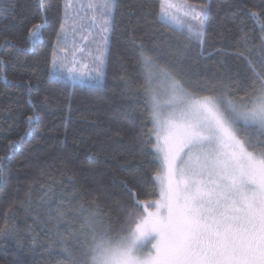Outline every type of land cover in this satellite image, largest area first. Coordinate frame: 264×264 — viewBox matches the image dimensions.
I'll list each match as a JSON object with an SVG mask.
<instances>
[{
	"label": "trees",
	"instance_id": "trees-1",
	"mask_svg": "<svg viewBox=\"0 0 264 264\" xmlns=\"http://www.w3.org/2000/svg\"><path fill=\"white\" fill-rule=\"evenodd\" d=\"M188 1L210 5L204 43L187 47L184 59L157 60L170 70L182 68L193 83L207 78L241 89L239 96L251 92V74L228 53L244 50L242 31L259 44L255 18L240 8L260 11L261 0ZM160 3L116 0L102 84L81 85L52 76L54 33L64 0H0L3 7L14 9L7 19L0 18V229L7 223L22 232L19 240L0 238V264H56L65 259L48 248L53 225L42 199L75 194L85 207L98 205L115 235L134 201L158 197L154 173L159 163L147 150V135H142L151 123L139 53L143 44L156 57L155 42L168 30L166 23L157 22ZM36 23L42 25L41 39L30 41L26 33ZM85 53L77 58L91 63ZM34 67L39 69L36 74ZM48 188L55 191L48 193ZM74 222L78 229L79 222ZM55 230L67 236L65 227Z\"/></svg>",
	"mask_w": 264,
	"mask_h": 264
},
{
	"label": "snow or ice",
	"instance_id": "snow-or-ice-1",
	"mask_svg": "<svg viewBox=\"0 0 264 264\" xmlns=\"http://www.w3.org/2000/svg\"><path fill=\"white\" fill-rule=\"evenodd\" d=\"M260 8H240L242 14L255 18L259 44L242 31L244 50L228 53L251 74L247 78L252 91L244 96L237 94L241 89L222 81L206 78L193 83L182 68L161 66L151 50L140 45L143 94L152 125L142 135H147V150L160 165L154 173L159 198L147 207V202L134 201L115 235L98 205L85 207L75 194L42 199L53 225L48 248L65 258L56 264H264V0ZM115 9L116 0H64L51 54L55 78L102 82ZM189 10L192 22L187 29L203 44L210 5ZM12 11L11 5H0V18L7 19ZM180 11L163 0L157 22L171 24ZM85 27L95 33V48L88 53L91 67L75 60L77 53L81 57L85 53L87 45L77 44L78 36L81 42L89 39L80 35ZM41 32L42 25L33 24L27 39L38 41ZM38 70L34 67L33 74ZM26 198L31 205V194ZM60 227L66 228L67 236L55 230ZM21 235L14 225L5 223L0 229V238L19 240Z\"/></svg>",
	"mask_w": 264,
	"mask_h": 264
},
{
	"label": "rangeland",
	"instance_id": "rangeland-1",
	"mask_svg": "<svg viewBox=\"0 0 264 264\" xmlns=\"http://www.w3.org/2000/svg\"><path fill=\"white\" fill-rule=\"evenodd\" d=\"M81 2H84V0H77V3H81ZM168 2L177 5L181 9V11L177 14V19L175 22L171 24L166 23V25H168L167 27L168 30L165 33L159 34V38L155 42V46H154V50L156 52L155 56L158 59H165V58L167 59L168 57H179L181 59H184L186 57L185 49L189 47L191 44H193L194 42H197L195 36L192 35L187 29V24L192 22L191 21L192 12L189 9L191 8V9L198 10L200 6L206 5V4L192 3L188 0H168ZM185 11L188 12L187 17L184 15ZM84 24L87 25V19L84 20ZM80 35H85V36H88L89 38L88 40L83 41V42L80 41L79 36L77 38L78 45L80 46L87 45L85 47L86 49L85 54H88L90 51L94 50L95 48V43L92 42L93 36L95 35V33H89V31L87 30V27H85L84 29H82ZM157 37H158V34L156 38ZM178 49H179V52L177 51ZM58 55H60L61 58H63L62 54H58ZM77 56H78V53L75 56V60L80 61L81 59H78ZM67 59L69 62V66L71 67L72 61H73V56L71 52L68 54ZM157 63L163 66L159 62V60H157ZM84 64H88L91 67V63L89 62H84ZM77 67L79 68L80 64H77ZM84 71H88V69H84ZM60 79L70 80L74 83H78L81 85H101L102 84V82L100 84H96L94 82L87 81V80H85L84 82H81L79 79L72 80L67 77H63ZM158 198L159 197H157L154 200H157ZM154 200H150L149 202H147L145 204V207H147V204L151 203Z\"/></svg>",
	"mask_w": 264,
	"mask_h": 264
}]
</instances>
